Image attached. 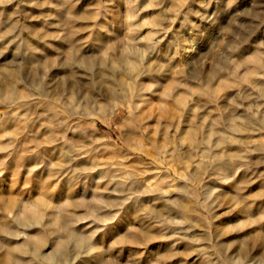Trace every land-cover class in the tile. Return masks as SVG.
Returning <instances> with one entry per match:
<instances>
[{
    "label": "rangeland",
    "instance_id": "1",
    "mask_svg": "<svg viewBox=\"0 0 264 264\" xmlns=\"http://www.w3.org/2000/svg\"><path fill=\"white\" fill-rule=\"evenodd\" d=\"M0 264H264V0H0Z\"/></svg>",
    "mask_w": 264,
    "mask_h": 264
}]
</instances>
